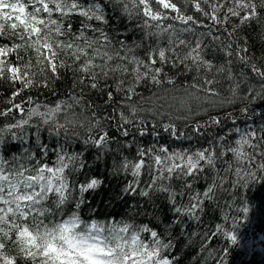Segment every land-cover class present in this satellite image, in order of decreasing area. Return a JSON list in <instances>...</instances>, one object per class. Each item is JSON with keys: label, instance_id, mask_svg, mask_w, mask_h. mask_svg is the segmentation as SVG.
I'll list each match as a JSON object with an SVG mask.
<instances>
[{"label": "snow or ice", "instance_id": "1", "mask_svg": "<svg viewBox=\"0 0 264 264\" xmlns=\"http://www.w3.org/2000/svg\"><path fill=\"white\" fill-rule=\"evenodd\" d=\"M115 3L122 5V11L129 17L140 18L136 26L144 31V40L155 38L156 46L148 44L144 58L128 55L134 49H126L123 41L119 42L118 50L112 48L113 42L106 32L84 22L108 23L105 10L109 5L103 0H0V37L19 41L0 45V79L21 85L12 93L11 107L0 111V117L11 116L13 121L0 128V142L10 133L13 140L27 143V133L23 130L26 126L35 128L38 150L47 156L48 145L39 143L41 127L47 126L50 134H63L65 139L70 134L78 136L70 130L79 127L86 133L83 143L99 149L98 155H102L116 139L110 135L113 126L123 137L130 135L128 126L140 137L149 134L150 122L141 113L146 112L157 121L188 120L200 115L201 110L207 111L204 105L264 100V64L250 63L251 57L245 55L248 48L237 39L241 25L264 19V0H190L194 12L207 20V24L194 15H187L179 0H115ZM73 16L84 18L78 34L73 33L71 23L65 25V19ZM233 17L239 23L224 27ZM87 31L99 35L93 39ZM186 33L193 34L194 41L187 39ZM225 33L227 38L222 39ZM206 37L210 38L208 43H205ZM161 38L164 46L160 44ZM213 46L223 53V63L205 58V50ZM29 50L35 54L34 62L20 55ZM13 55L16 62L9 59ZM233 57L248 69V72L239 71L240 79L233 75ZM168 65L172 68L183 65L188 71L194 66L195 82L183 89L163 87L176 83L165 71ZM61 68L73 71L81 94L69 93L67 101L60 100L54 105L36 103L27 109L22 103H14L26 89L47 88L48 73L59 79ZM225 73L231 82L230 96L221 99L222 94L216 87L220 81L216 77ZM37 75L43 80H35ZM242 84H247L243 91ZM142 85L151 86L155 91L145 98ZM85 89L99 90L98 99L85 102ZM28 103H32L31 98ZM143 104H149L150 108H144ZM225 118L235 125L231 114ZM220 124L221 118L214 116L204 123H193L191 131L201 134V129ZM150 126L158 138L159 133L155 132L158 124L151 122ZM160 127L175 140L191 139L178 131L174 123H163ZM14 129L21 130L22 135L18 136ZM235 132L239 138L234 143H224L226 136L220 135L209 146L195 151H170L164 145L139 147L135 161L125 157L117 168V172L132 176L123 194L148 198L154 191L167 193L178 214L177 222L179 217L200 222L203 215L212 212L214 223L204 233L203 248L212 244L215 237L235 245L238 236L225 225L231 224L232 229L236 226L237 217L230 213L248 212L247 205L243 208L236 205L237 196L251 184L264 182V132L238 127ZM54 151L56 160L52 166L36 159V153L27 147L24 154L12 159L0 156V264H173L175 258L164 255L173 247L171 241L165 242L162 234L147 224L82 219L79 210L85 203L83 193L97 188L101 180L91 179L80 184L81 195L75 200L74 210L65 213L64 206L77 187L70 185L65 173L70 165L73 171L78 170L79 157L68 154L62 146ZM229 154V159H224ZM218 161L225 167H218ZM84 166L80 161L78 168ZM145 172L149 180L142 187L140 177ZM173 180L180 182L175 188L171 186ZM201 180L205 182L203 190L194 188ZM177 197L181 200L186 197L187 203L177 204ZM145 233L148 238L143 237ZM227 252L225 247L217 264H224Z\"/></svg>", "mask_w": 264, "mask_h": 264}, {"label": "trees", "instance_id": "2", "mask_svg": "<svg viewBox=\"0 0 264 264\" xmlns=\"http://www.w3.org/2000/svg\"><path fill=\"white\" fill-rule=\"evenodd\" d=\"M100 2V0H96ZM109 7L105 10V15L108 19L107 24H101L97 21H84L91 23L101 30L106 32L109 38L112 40V48L119 49L120 41H123L126 49L132 48L134 51L129 52L128 55H135L140 58L145 57L147 45L151 44L156 46L155 38H149L144 40V31L137 27L139 17H129L122 11V5L115 3V0H103ZM184 7L187 15H194L201 19L203 23L207 24L208 21L200 16L199 13H195L191 7L190 0H179ZM207 8V6H204ZM161 11H165L160 9ZM172 15L171 13H168ZM84 18L73 16L65 19V25L71 23L73 33H77L80 29L81 22ZM167 23V22H165ZM237 18L233 17L228 25L224 27H233L238 24ZM177 27H183V25L177 24ZM198 31H202L198 30ZM220 31H223L221 27ZM219 34V33H217ZM87 35L90 38L95 39L99 33H93L87 31ZM189 40L195 39V36L191 33L185 34ZM226 33L222 36V39H226ZM210 38H205V43L209 42ZM237 39L242 46L248 48V53L251 57L250 63H256L258 66L264 64V19L260 22L252 21L251 24L241 25L238 29ZM247 40L245 44L244 41ZM16 42L18 40H12L11 37H0V45L4 43ZM219 42H217L218 44ZM140 47H136V45ZM161 46H164V39L160 40ZM111 50V49H110ZM188 49H183L187 51ZM178 51H180L178 49ZM124 54V53H121ZM21 56L24 60L33 59L34 53L29 50L27 53L21 52ZM205 58L211 59L214 63H223V53L218 51L215 46L205 50ZM10 61L16 62L15 56L9 57ZM234 63L231 66L233 69V75L237 79L239 77V71L243 69L248 72L247 68H244L235 57L232 58ZM24 61H19L23 63ZM190 63V62H188ZM35 71V69H33ZM165 71L170 77L175 79V85H164L165 88L183 89V87L195 82L194 78L197 76L195 67L193 66L191 71L184 68L183 65H179L176 68H172L171 65L165 67ZM49 76V86L44 87H31L21 92L20 96L16 97L14 103H22L25 109L34 107L36 103L43 105H54L60 100L67 101L69 99V93H80V85L76 80V75L70 69L61 68L59 70V79ZM227 74L217 75V79L220 83L216 86L221 92V99H226L230 96L229 85L230 81L226 78ZM37 81H42L43 77L37 75L34 77ZM108 83L112 84L109 80ZM101 87L104 85V81H100ZM21 87L19 83L12 84L7 79H0V111L11 107L10 99L12 93ZM113 87L115 85L113 84ZM247 87V84L241 85V91ZM111 89H105V91ZM141 91L145 98L151 95L152 91H155L151 86L145 88L141 86ZM83 95L85 96V102L90 99H98L100 93L99 90L85 89ZM31 98L32 103H28ZM264 100L250 101H238L235 105L223 104L216 106L204 105L207 111L201 110L200 115H193L188 120H175L169 121L167 118L157 121L153 116L148 113H141L142 118L149 123V134L140 137L137 131L131 126L129 127V137H123L113 129L110 130V135H115L116 139L113 140L108 150L102 155H98L99 149L94 146L84 144L83 140L86 136L83 128H75L71 131L78 133V136H72L71 134L67 139L63 134L56 136L50 134L47 126L41 127L39 130V143L48 145V154L43 156L37 147V136L35 133L37 129L31 127H25L23 130L27 133L25 139L27 143H24L21 139L13 140L10 133L3 136L2 142H0V156H4L7 159H12L14 156L24 154L25 147L29 151L36 153V159L41 162H46L49 166H52L56 160V152L54 149L62 146L63 149L70 155H77V169L73 171L70 165L66 170L70 185L77 186L72 192V199L64 206L63 211L70 213L74 210V203L77 198L80 197L78 186L83 183L89 182L91 179H98L102 181L95 189H90L83 193L82 198L85 203L80 208V215L82 219L90 221L95 219L101 223L108 221H122L131 223L133 225L147 224L149 227L154 228L162 234V238L165 242L171 241L173 247L171 250H166L164 255H167L169 259L175 258L173 264H217V260L223 255V250L227 247L228 252L224 255V264H264V182L253 183L247 189L240 190L236 199V205L243 208L245 205L248 207V212H233L230 215L237 217V223L234 229L231 224L225 225L230 230L235 231L238 236V241L235 245L230 244L222 237L213 238L212 244L207 248H203V236L205 231H210L213 225L212 216L213 213L209 212L202 216L200 222L192 220L190 217H179L177 222V216L174 212L173 205L169 202L168 194L164 192L154 191L150 193V197L145 198L137 195H125L123 194L124 186L132 180V176L129 174L117 172V168L120 167L122 161L126 157L129 161H135L137 159V149L143 146L145 149L156 145L157 147L164 145L171 150H184L195 151L197 148L207 147L210 143L214 142L220 135H225L226 140L224 143H228L236 138H239V134L235 132V128H241L242 130H256L258 132H264ZM144 108H150L149 104H143ZM195 110V105L193 106ZM241 109L246 111L241 112ZM79 111V108L76 109ZM99 114V113H98ZM231 114L235 118V125L232 120L225 117ZM16 118L19 119L18 114ZM218 116L221 118V124L219 126L213 125L211 127H205L201 129V134H197L191 131L193 123H204L209 121L212 117ZM13 122L10 117H0V128H3L6 124ZM151 122L158 124L155 132L159 133L157 138L153 135L151 130ZM174 123L178 131L184 132L185 137H191V139L183 138L175 140L169 133L163 131L160 127L163 123ZM33 124L37 123L36 118L32 121ZM18 136L22 135L21 130L14 129ZM231 132V135L228 133ZM135 137V138H133ZM126 145H131L130 147ZM219 151V148H217ZM231 154L224 159H229ZM80 161L84 162V168L79 169L78 165ZM35 161H32L34 163ZM218 167H225L218 161ZM149 180V176L145 172L141 175L140 181L143 187ZM180 184L179 181L173 180L171 182L172 187H177ZM205 182L201 180L199 183L194 184V188L203 190ZM226 195V194H225ZM187 203L185 197L181 200L177 197V204ZM222 222V221H215ZM144 238H148V234H142ZM203 249V250H202ZM211 252V255L209 253Z\"/></svg>", "mask_w": 264, "mask_h": 264}]
</instances>
